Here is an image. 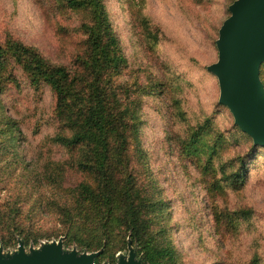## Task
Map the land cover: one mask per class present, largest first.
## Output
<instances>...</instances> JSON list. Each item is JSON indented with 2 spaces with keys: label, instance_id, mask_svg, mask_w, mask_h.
Returning <instances> with one entry per match:
<instances>
[{
  "label": "rangeland",
  "instance_id": "obj_1",
  "mask_svg": "<svg viewBox=\"0 0 264 264\" xmlns=\"http://www.w3.org/2000/svg\"><path fill=\"white\" fill-rule=\"evenodd\" d=\"M103 1L126 59L121 78L157 89L145 90L140 107L138 138L148 169L142 182L161 201L176 264H264V148L254 147L219 106L218 81L207 70L217 61L218 30L234 0ZM76 17L55 0H0V43L16 39L52 62L68 63L82 37ZM11 71L19 84L1 87L0 175L12 193L32 194L29 206L58 193L38 182L36 171L48 160H64L66 152L46 140L56 132L52 92L32 86L19 66ZM203 144L207 152L200 151ZM244 169L237 189L235 175ZM49 209L38 214L44 226L54 223Z\"/></svg>",
  "mask_w": 264,
  "mask_h": 264
},
{
  "label": "trees",
  "instance_id": "obj_2",
  "mask_svg": "<svg viewBox=\"0 0 264 264\" xmlns=\"http://www.w3.org/2000/svg\"><path fill=\"white\" fill-rule=\"evenodd\" d=\"M55 1L77 16L79 47L68 63H56L32 45L6 39L0 43V94L2 84H19L11 71L15 65L27 73L32 86H46L54 97L56 124L46 140L63 148L66 158L48 160L36 171V180L58 193L49 200L33 199L29 206L32 194L12 193L0 175V248L15 250L22 242L29 249L43 240L61 239L63 249L101 251L94 264H117V254L128 252L130 244L140 264H176L164 235L161 201L142 182L148 169L138 138L140 107L145 90L157 89L132 87L121 78L126 59L103 0ZM263 71L264 64L259 72L264 87ZM8 126L19 132L15 120L9 119ZM68 174L77 180L70 181ZM245 178V169L235 175L237 189ZM47 207L51 226L42 225L38 217Z\"/></svg>",
  "mask_w": 264,
  "mask_h": 264
},
{
  "label": "water",
  "instance_id": "obj_3",
  "mask_svg": "<svg viewBox=\"0 0 264 264\" xmlns=\"http://www.w3.org/2000/svg\"><path fill=\"white\" fill-rule=\"evenodd\" d=\"M230 15L218 30L217 61L207 66L218 81V103L226 106L234 124L254 145L264 146V87L259 66L264 64V0H234ZM101 251H64L62 241L53 240L25 251L22 242L11 256L0 248V264H94ZM134 248L117 255V264H140Z\"/></svg>",
  "mask_w": 264,
  "mask_h": 264
}]
</instances>
